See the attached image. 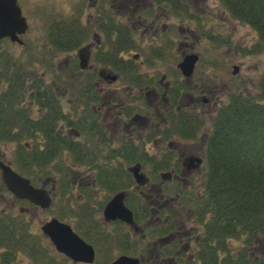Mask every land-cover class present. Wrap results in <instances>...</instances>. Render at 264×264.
<instances>
[{"label": "flooded vegetation", "instance_id": "obj_1", "mask_svg": "<svg viewBox=\"0 0 264 264\" xmlns=\"http://www.w3.org/2000/svg\"><path fill=\"white\" fill-rule=\"evenodd\" d=\"M16 1L21 10L22 6L72 10L66 14L58 12L59 16L53 17L51 23L56 25L71 19V23L81 25V43L70 51H77V64H74L81 78L82 97H75V101L72 97L68 99L70 123H64L69 127L62 136L70 146L65 159L50 163V174L45 177V169H35L32 177L24 174L36 189L47 191L50 197L47 207L12 195L0 177V201L8 197L7 207L15 208L13 211L1 210L0 218L4 220V216H11L18 223L17 228L8 224L0 226V264H14L19 257L23 258L22 261L28 258V264H111L120 257L136 259L138 264H185L188 260L193 261L200 238L197 234L191 236L193 230L198 229L195 220L190 228H181L177 222L178 213L175 214L170 207H162L160 200H176L185 208L178 191L190 188L193 183L189 179L206 166L207 135L201 137L199 144L197 140L201 130L184 139L170 136L167 127L171 116L174 118L180 112L204 120L205 115L197 111L200 102L206 104L209 99L203 90L195 88L198 83V78L194 77L196 69L185 78L176 64L174 67L184 80L195 82V85H187L180 80L176 85L165 74L159 76L152 71H143V65L135 64L140 56L137 51L129 54L134 49V36L138 30L142 29L143 36L157 31L158 16L153 9L163 3L158 0ZM120 25L132 39L130 48L122 54L116 51ZM68 36L71 38L72 34ZM3 40L24 45L23 40L18 43L5 37L0 42ZM187 41L184 38V47L188 45ZM46 45L54 52H70L56 49L52 45V35ZM188 48L181 50V58L189 53ZM108 55L116 57L112 59V65L104 63V57ZM159 56L162 57L161 54L156 55L157 58ZM81 57L86 60L83 68L80 67ZM148 65L152 66L153 62ZM207 89L212 96L218 90ZM218 108L210 111L214 110L215 114ZM147 135L151 137L146 141ZM136 137L141 138L139 142L143 144L136 145ZM42 144L43 141L38 142L40 149ZM78 146L86 152H97L98 160L91 165L75 162L73 155L81 150ZM184 150L188 152L182 155ZM95 165L107 169L108 178L104 183L102 171L96 175ZM59 168H65L66 177L71 178L66 180L65 177L64 186L58 185L61 180L60 174L57 176ZM87 169L89 174L83 177L81 174ZM76 172H79L78 181L72 179ZM137 173L143 177L140 182L137 181ZM119 179L121 181L118 182ZM172 182L185 187L179 186L175 195L170 197L168 194L172 191L167 190L164 184ZM121 183L122 187L116 186ZM118 193L124 194V205L132 214L130 222L120 218L107 219L104 215L106 206ZM138 197L139 208H145L146 217L138 218L136 215ZM37 213L44 214V217L36 219ZM54 219L69 225L78 238L91 246L93 261L83 260L82 254L74 255L76 258L73 259L67 252L57 249L43 231V227ZM147 229L148 234L141 232Z\"/></svg>", "mask_w": 264, "mask_h": 264}, {"label": "trees", "instance_id": "obj_2", "mask_svg": "<svg viewBox=\"0 0 264 264\" xmlns=\"http://www.w3.org/2000/svg\"><path fill=\"white\" fill-rule=\"evenodd\" d=\"M176 1L158 0L168 4ZM220 1L231 16L253 26L259 41L264 44V0ZM67 20L52 28V45L60 51H70L81 43V25ZM69 34H72L71 38ZM131 40L120 25L116 51L122 54L129 49ZM113 48L114 44L111 51ZM115 58V55L105 56V65H112ZM48 65L51 67L49 63L45 64L46 67ZM28 70L27 64L0 50V144L20 142L24 138L34 140V146L19 144L21 148H18L20 168L26 175H31L36 167L49 172L50 163L68 152L70 145L63 137L62 128L70 120L69 110L64 111L63 98L55 91L56 81L65 82L68 70H62L61 74L57 71L56 80L51 82L44 76L30 75ZM69 70L76 73L75 64H71ZM77 81L78 85L72 84V89L75 97L81 98V78ZM257 91L256 96L232 93L228 101L218 108L206 141L202 191L200 194L191 188L178 191L190 212L189 216L198 227L192 233L200 236L194 260L185 264H264V253L253 256L245 248L246 243L249 246L257 237H264V71L259 77ZM180 113L174 118L171 116L168 122L170 136L185 139L202 129V118ZM150 137L147 135L146 141ZM38 140L44 142L42 149L38 147ZM136 140L141 138L136 137ZM79 149L74 154L75 158L73 155L75 162L91 165L98 160L97 152H86L82 146ZM93 169L96 175L102 171L104 183L108 178L107 169H100L98 165ZM57 174L61 176L58 185L64 186L65 168L58 170ZM116 186L122 187V183ZM139 202L138 197L135 209L138 218L145 215V208H139ZM4 217V220L0 218V226L18 227L11 216ZM231 240L237 241L235 247Z\"/></svg>", "mask_w": 264, "mask_h": 264}, {"label": "rangeland", "instance_id": "obj_3", "mask_svg": "<svg viewBox=\"0 0 264 264\" xmlns=\"http://www.w3.org/2000/svg\"><path fill=\"white\" fill-rule=\"evenodd\" d=\"M163 3V5L153 9V12L158 16L159 25L157 31H150L146 36L141 34V30L137 31L134 36L135 46L132 52L140 54L139 60L135 63L143 65V71H152L161 76L165 74L167 79L172 83L180 80L187 85H195V82L184 80L181 74L175 69V65L181 60V50L189 47V53L195 52L199 56V61L196 66L194 77H197L198 83L195 88L203 90L205 96L209 99L208 103H201L198 113H203L204 125L201 129L200 136L197 141L201 144V137L208 138L211 121L214 116L211 109L220 107L228 101L230 94L241 92L247 95L256 96L258 80L264 71V44L259 41L256 32L250 26L242 23L235 18L233 19L229 11L224 7L220 0H177L176 3ZM69 9H53L48 7H23L22 13L26 17L29 28L26 35L21 39L24 45L14 44L8 40L0 42V50H5L13 55V57L24 64H27L30 75L41 77L44 76L48 82L53 79L56 80V72L60 74L65 70L67 72V80L65 82L56 81L55 91L60 93L63 98L64 111L68 112V99L74 98L75 94L72 89V84H77L79 75L74 73L71 75L69 67L76 62L77 51L54 52L48 47L49 37L52 34L53 23L52 19L59 16L58 12L68 13ZM230 14V15H229ZM145 33V32H144ZM184 38L187 39L188 45L183 46ZM153 47V49H152ZM44 49L45 51H39ZM158 49V50H155ZM135 50V51H134ZM154 50V51H153ZM161 54L162 57H156ZM127 57V54L125 55ZM73 59V60H72ZM153 65H148L149 62ZM50 64L51 67L45 66ZM238 67L237 74L233 75V67ZM64 70V71H62ZM187 81V82H185ZM191 81V82H190ZM208 88H217V92L212 96ZM185 103H187L185 101ZM27 104V103H25ZM218 110V109H217ZM59 128L61 124L59 123ZM65 132L67 127L62 128ZM63 132V134H64ZM65 136V135H64ZM206 138V141H207ZM35 141L24 138L20 142H6L0 144V154L5 162L10 164L15 170L25 174L19 164L18 148L24 146H34ZM136 143H139L136 140ZM197 149V148H195ZM187 150L182 152V155L187 153ZM107 154V153H106ZM67 153L62 155L59 160H64ZM99 162V161H98ZM205 166V165H204ZM202 167L197 175L193 176L192 185L198 194L203 188V181L205 180L206 166ZM37 169V167H36ZM47 172L44 175L47 176ZM79 172L72 174V179L78 181ZM89 174V170L82 173L83 177ZM34 173L27 176H34ZM26 176V175H25ZM57 176H59L57 174ZM48 178V177H47ZM71 180L66 177V180ZM182 186L180 183L172 182L169 185L164 184L167 190L172 191L168 194L173 197L176 189ZM9 198L0 201V211L8 209L13 211L15 208L7 207ZM149 201V200H148ZM162 207H170L176 214L178 213L177 222L181 228L187 229L193 226V219L189 217L190 212L183 209L181 205L175 200L169 202L161 199ZM17 208V207H16ZM10 214V213H8ZM36 219L44 217V214L37 213ZM154 214V213H153ZM179 229V228H178ZM149 233L147 229L146 232ZM156 234V233H155ZM192 235H196L192 233ZM232 246L237 245V241L231 240ZM245 248L253 256H259L264 253V237H257L252 245L245 244ZM14 264H28V258L19 257Z\"/></svg>", "mask_w": 264, "mask_h": 264}, {"label": "water", "instance_id": "obj_4", "mask_svg": "<svg viewBox=\"0 0 264 264\" xmlns=\"http://www.w3.org/2000/svg\"><path fill=\"white\" fill-rule=\"evenodd\" d=\"M27 29L28 23L17 5V1L0 0V39L8 37L13 42L22 43L20 36L25 34ZM197 61L198 55L189 53L183 56L177 66L184 76L189 77L192 75ZM85 64L86 60L81 57L80 67H85ZM237 70V67L234 66L233 74H236ZM0 177L6 188L14 196L28 199L42 207L48 206L50 197L47 191L36 189L31 184L30 179L18 174L1 159ZM142 179L143 177L137 173V181L140 182ZM123 199V193H118L111 199L104 211L107 219L120 218L128 222L132 221V214L124 205ZM43 231L51 238L58 250L67 252L71 258L75 259L74 255L82 254L83 260L87 262L93 261V249L78 238L69 225L54 219L43 227ZM111 264H138V261L128 257H120Z\"/></svg>", "mask_w": 264, "mask_h": 264}]
</instances>
